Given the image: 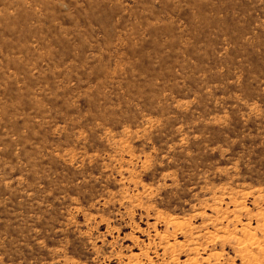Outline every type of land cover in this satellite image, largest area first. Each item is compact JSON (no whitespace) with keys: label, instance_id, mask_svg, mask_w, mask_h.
Wrapping results in <instances>:
<instances>
[{"label":"rangeland","instance_id":"rangeland-1","mask_svg":"<svg viewBox=\"0 0 264 264\" xmlns=\"http://www.w3.org/2000/svg\"><path fill=\"white\" fill-rule=\"evenodd\" d=\"M0 264H264V0H0Z\"/></svg>","mask_w":264,"mask_h":264}]
</instances>
